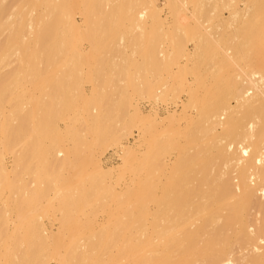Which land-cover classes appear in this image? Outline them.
Instances as JSON below:
<instances>
[{"label": "bare ground", "instance_id": "6f19581e", "mask_svg": "<svg viewBox=\"0 0 264 264\" xmlns=\"http://www.w3.org/2000/svg\"><path fill=\"white\" fill-rule=\"evenodd\" d=\"M0 264H264V0H0Z\"/></svg>", "mask_w": 264, "mask_h": 264}, {"label": "rangeland", "instance_id": "374dc122", "mask_svg": "<svg viewBox=\"0 0 264 264\" xmlns=\"http://www.w3.org/2000/svg\"><path fill=\"white\" fill-rule=\"evenodd\" d=\"M240 9L243 11V10H244V6H240ZM164 10H165V11H162L163 14L161 13V15H162L163 18H164V17H167L166 15H168L166 9H164ZM165 14H166V15H165ZM164 15H165V16H164ZM225 16H227V14H225L224 17H225ZM165 19H166V18H165ZM154 33H155V32H154ZM154 33H153V34H154ZM86 46H87V45H86ZM86 46H85V44H84L83 47H84V48H87ZM192 47H193L192 45H189V46H188V50H189V51H192ZM229 69H230V68H229ZM216 76H217V75H216ZM218 76H219V75H218ZM52 79H53V78H52ZM215 79H218V78L216 77ZM47 82H49V81L47 80ZM71 82H72V81H71ZM83 83H84V85H83V84H81V85H83L82 87L85 86V87H84V90H85V91H86V90H90L91 86H93L92 84H91V86H90L89 83H87V82H86V83H87L89 86L86 85V84H85V81H83ZM70 84H71V83H70ZM99 85H101V84L98 83V86H99ZM82 87H81V89H82ZM54 89H55V88H53V90H54ZM108 89H109V88H108ZM82 90H83V89H82ZM84 90H83V91H84ZM91 90H92V89H91ZM91 90H90V91H91ZM85 91H84V92H85ZM90 91H86V93H87V92L89 93ZM106 92H107V93H110L111 91H109V92L106 91ZM108 95H109V94H108ZM184 99H185V101H186V97H185V96H182V98L179 99V100H180L181 102H183ZM179 100H178V103H177V104H179L178 106H176V105L174 106L173 103L170 104L171 107H170V106H169V107H165V106H163V105H160L159 108H157V109H158V110H157L158 116L163 117V116L165 115V112H166V109H167V108H168V110H169L170 112H171L172 110H178V111H179V109H180V107H181V105H182V103H181ZM185 101H184V102H185ZM180 103H181V104H180ZM151 106H152V105H151L148 101H146V100L139 101V109H140V111L142 110L141 112L144 113V114H145V113L147 114V113L150 112ZM160 107H161V108H160ZM175 107H176V108H175ZM159 110H160V111H159ZM145 111H146V112H145ZM161 111H162V112H161ZM160 112H161V113H160ZM136 133H137V132H134L133 135H132L131 137H129V138L124 142L125 145H128V144H129V145H130V144L133 145V144L135 143V140H136V138H137V134H136ZM113 154H114V153L112 152V150H110L109 152H107V154H106L105 157L103 158V160L105 159L104 161H107V160H108V162H104V161H103L104 163H107V166H106V167L116 166L117 164H119L120 161H119V159H118L119 157H117L118 155H116L117 153L115 154V156H114ZM167 155H168V154H167ZM167 155H165V156H166V157H165V160H168L167 162H169V159H170V161H171V159L173 158V156H168V158H169V157H170V158L167 159ZM171 157H172V158H171ZM106 159H107V160H106ZM170 163H171V162H170ZM105 165H106V164H105ZM109 165H110V166H109ZM87 193L91 194L92 192L90 193V191H88ZM92 194H93V193H92ZM97 196H98V197H97L96 199L99 200V199H100V196H103V195H102V194H97ZM101 198H103V197H101ZM98 200L95 201V202H98ZM101 200H102V199H100L99 202H100ZM55 204H56V203H55ZM101 204H102V203H100V205H101ZM97 205L99 206V203H98ZM97 205H96V207L94 206V207L96 208V211H97ZM121 205H122V204H121ZM94 207H93V208H94ZM123 207H125V206H123ZM93 208H92V209H93ZM94 211H95V210H93V212H94ZM123 211H124V213H125V210H123ZM122 213H123V212H122ZM122 213L120 214L121 216H122ZM126 214H127V213H126ZM98 216H100V218H99ZM121 216H120V219L123 220V222L126 221V219H125V218H127L126 215H125L124 218H122ZM96 217H97L98 221L100 220V222H102V220L104 219V217L102 216L103 219L101 220V215H100V214H97ZM97 219H96V220H97ZM52 221H53V220H52ZM55 222H56V221H55ZM55 222H54V224H53V222H52L51 224H50V222H49V224L46 222V227L48 226L47 228H48V229H51V226H50V225H54V226H52V229H55V228L57 227V226H56L57 223H55ZM47 224H48V225H47ZM49 226H50V227H49ZM55 226H56V227H55ZM54 227H55V228H54ZM110 229H111V228H109L108 230L112 232V230H110ZM258 244H259V245H262L260 241H258ZM261 251H262V250H261Z\"/></svg>", "mask_w": 264, "mask_h": 264}]
</instances>
